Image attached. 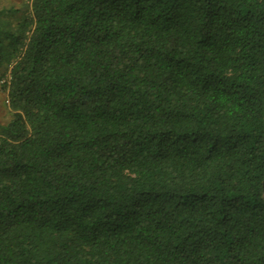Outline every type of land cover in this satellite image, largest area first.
<instances>
[{"label":"trees","instance_id":"trees-1","mask_svg":"<svg viewBox=\"0 0 264 264\" xmlns=\"http://www.w3.org/2000/svg\"><path fill=\"white\" fill-rule=\"evenodd\" d=\"M3 65L0 264H264V0H31Z\"/></svg>","mask_w":264,"mask_h":264},{"label":"rangeland","instance_id":"rangeland-1","mask_svg":"<svg viewBox=\"0 0 264 264\" xmlns=\"http://www.w3.org/2000/svg\"><path fill=\"white\" fill-rule=\"evenodd\" d=\"M31 0H0V29L14 30L17 24L30 13ZM10 67H0V125L8 124L12 118L7 93L2 89Z\"/></svg>","mask_w":264,"mask_h":264}]
</instances>
